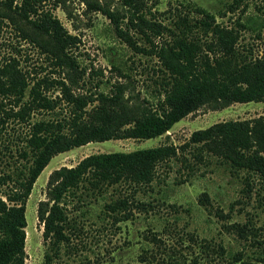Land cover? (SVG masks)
<instances>
[{"label": "rangeland", "instance_id": "rangeland-1", "mask_svg": "<svg viewBox=\"0 0 264 264\" xmlns=\"http://www.w3.org/2000/svg\"><path fill=\"white\" fill-rule=\"evenodd\" d=\"M96 3L117 11L119 16L124 13L122 0H62L54 7L49 0L43 7L67 33L76 37L75 46L68 49V55L77 61L78 71L73 73L77 84L71 85L72 91H108L113 83L122 82L126 84L124 96L133 105L153 101L160 77L146 37L159 43L161 37L170 40L171 33L183 30L200 44L208 39L197 27L201 15L194 7L213 14L215 22L222 25L231 26L240 19L246 27L239 28L238 46H250L253 54L258 53L264 36V0H238L232 11L228 7L233 0H143L141 10L146 19L165 29L161 30V37L152 38L149 32L143 35L129 28V37L136 47L130 48L117 36L109 19L91 7ZM8 55L18 59L29 83L44 76L58 77L49 53L18 38L2 18L0 62ZM49 93L56 92L50 89ZM8 107L5 104L3 108ZM0 116L4 117L1 110ZM260 116L264 117V101L232 102L216 108L202 105L155 137L91 141L53 155L24 202L23 264H44L45 245L36 208L40 200L48 197L47 181L53 170L73 166L92 153L126 152L158 145H173L177 154L157 166L155 178L148 185L133 190L126 184L104 186L79 206L75 199L68 198V242L61 244L52 264H264V184L253 176L247 190L243 171L231 170L222 159L199 152L188 143L192 132L214 123ZM31 117L34 120L41 115ZM26 130L25 124L4 118L0 128V175L13 178L21 168L23 159L19 153ZM4 189L6 186H0V191ZM129 193L143 201L144 206L129 204L114 221L110 216L113 214L105 211V204ZM202 193L207 195L206 205L199 202ZM235 223L245 226L243 232L231 227Z\"/></svg>", "mask_w": 264, "mask_h": 264}, {"label": "trees", "instance_id": "trees-1", "mask_svg": "<svg viewBox=\"0 0 264 264\" xmlns=\"http://www.w3.org/2000/svg\"><path fill=\"white\" fill-rule=\"evenodd\" d=\"M45 1L49 0H0V20L6 19L18 38L49 53L58 71V77L44 76L29 83L27 72L19 67L15 56L8 55L0 62V110L4 116H0V128L4 118H10L27 129L19 153L21 168L13 178L0 175V186H6L0 191V264H23L24 202L53 155L91 141L155 137L202 105L216 108L232 102L264 101V36L258 53L253 54L250 46H238L239 28L246 27L240 19L234 25H222L215 22L213 14L194 7L201 15L197 27L208 39L200 44L182 30L171 33L172 38L167 40L161 37L165 28L146 19L141 10L143 0H122L125 9L121 16L97 3L91 7L109 19L117 36L130 48L136 47L129 28L143 35L149 32L152 38L161 37L159 43L146 37L160 72L153 101L133 105L124 96L126 84L122 82L113 83L108 91L74 93L71 85L77 84L73 77L78 72L77 61L68 55V49L75 46L76 37L43 7ZM60 1L50 3L54 7ZM237 5L238 0H233L228 10ZM50 89L56 93L51 95ZM5 104L9 105L7 109L3 108ZM33 114L41 117L32 120ZM188 143L199 152L222 159L231 170L243 171L247 190L253 176L264 184V117L214 123L192 132ZM176 154L173 145L97 152L73 166L53 170L47 181L48 197L36 208L45 245L44 264H52L53 255H58L61 244L68 242V198L75 199L79 206L104 186L126 184L132 190L146 186L155 178L157 166ZM199 202L208 204L205 193ZM129 204L143 207L145 203L129 193L106 203L104 208L117 221L116 215ZM231 227L239 232L245 228L237 223Z\"/></svg>", "mask_w": 264, "mask_h": 264}]
</instances>
